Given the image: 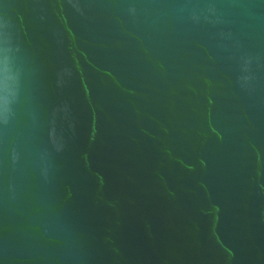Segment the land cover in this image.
I'll use <instances>...</instances> for the list:
<instances>
[{
    "label": "water",
    "instance_id": "water-1",
    "mask_svg": "<svg viewBox=\"0 0 264 264\" xmlns=\"http://www.w3.org/2000/svg\"><path fill=\"white\" fill-rule=\"evenodd\" d=\"M0 264H264V0H0Z\"/></svg>",
    "mask_w": 264,
    "mask_h": 264
}]
</instances>
